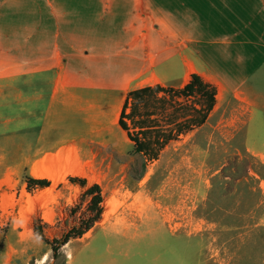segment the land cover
I'll return each instance as SVG.
<instances>
[{"label":"rangeland","instance_id":"rangeland-1","mask_svg":"<svg viewBox=\"0 0 264 264\" xmlns=\"http://www.w3.org/2000/svg\"><path fill=\"white\" fill-rule=\"evenodd\" d=\"M193 60L199 67L216 62ZM177 61L170 74L162 70L175 84L183 78ZM119 71L112 76L118 83ZM247 85L264 94V65ZM0 96V264H264V115L250 124L246 100L219 97L201 129L145 169L118 126L122 97L110 93L88 114L79 104L58 134L70 145L43 163L51 169L69 164L81 175L29 193L24 176L32 175L48 140L22 129L20 92ZM70 177L101 187L103 214L54 260L33 226L53 240L79 224L88 198Z\"/></svg>","mask_w":264,"mask_h":264},{"label":"crops","instance_id":"crops-1","mask_svg":"<svg viewBox=\"0 0 264 264\" xmlns=\"http://www.w3.org/2000/svg\"><path fill=\"white\" fill-rule=\"evenodd\" d=\"M193 58L216 62L199 67ZM175 60L177 84L164 75ZM263 65L264 0H0V95L20 92L22 129L48 140L31 176L51 186L52 174L60 182L68 166L80 169L43 163L70 145L58 134L75 106H104L110 93L124 102L148 85L180 88L197 74L217 88L209 118L219 97H235L249 102L251 124L264 115V94L247 84Z\"/></svg>","mask_w":264,"mask_h":264},{"label":"trees","instance_id":"trees-1","mask_svg":"<svg viewBox=\"0 0 264 264\" xmlns=\"http://www.w3.org/2000/svg\"><path fill=\"white\" fill-rule=\"evenodd\" d=\"M217 93L213 84L197 74H192L189 82L180 88L156 84L127 93L119 112L118 126L133 152L142 157L143 169L148 163L157 161L172 144L207 123L217 104ZM69 181L86 189L82 198H88V206L79 224L53 240L46 238L42 226H33L34 236L50 246L54 260L62 257V247L73 239L82 238L103 214V196L98 184L88 186L87 180L79 177H70ZM23 183L29 193L51 186L50 180L31 175H25Z\"/></svg>","mask_w":264,"mask_h":264},{"label":"bare ground","instance_id":"bare-ground-1","mask_svg":"<svg viewBox=\"0 0 264 264\" xmlns=\"http://www.w3.org/2000/svg\"><path fill=\"white\" fill-rule=\"evenodd\" d=\"M67 170H68L67 172L70 173V174H72V175L73 174L74 175H81V172L80 171L76 172V170H77L76 168L75 169L73 167L72 168H69V166H68V169ZM51 177L53 178V180H54L55 183H57L59 181V179H58V177H57L56 174H52Z\"/></svg>","mask_w":264,"mask_h":264}]
</instances>
